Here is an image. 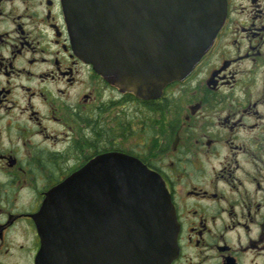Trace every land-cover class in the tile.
I'll list each match as a JSON object with an SVG mask.
<instances>
[{
    "label": "flooded vegetation",
    "instance_id": "af4514ba",
    "mask_svg": "<svg viewBox=\"0 0 264 264\" xmlns=\"http://www.w3.org/2000/svg\"><path fill=\"white\" fill-rule=\"evenodd\" d=\"M225 4L189 75L142 99L74 53L63 0H0V264H35L47 193L107 153L163 181L171 264H264V0Z\"/></svg>",
    "mask_w": 264,
    "mask_h": 264
},
{
    "label": "water",
    "instance_id": "95a60500",
    "mask_svg": "<svg viewBox=\"0 0 264 264\" xmlns=\"http://www.w3.org/2000/svg\"><path fill=\"white\" fill-rule=\"evenodd\" d=\"M74 53L96 74L150 99L211 47L225 0H63ZM35 264H171L178 228L161 178L107 153L49 190L33 216Z\"/></svg>",
    "mask_w": 264,
    "mask_h": 264
}]
</instances>
